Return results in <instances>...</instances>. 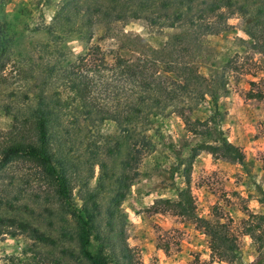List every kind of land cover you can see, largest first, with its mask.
Wrapping results in <instances>:
<instances>
[{"label":"rangeland","instance_id":"rangeland-1","mask_svg":"<svg viewBox=\"0 0 264 264\" xmlns=\"http://www.w3.org/2000/svg\"><path fill=\"white\" fill-rule=\"evenodd\" d=\"M162 1L131 0L127 7L146 12L129 17L127 8L121 20L92 18L88 29V9L108 0H77L76 12L72 0H0V148L13 126L31 136L35 104L60 88L54 69H70L86 54L79 71L103 113L123 115L136 98L131 83L110 70L117 56L144 60V73L171 88V60L204 77H222L221 135L242 161L202 150L188 168L191 149L210 141L198 133L211 107L182 91L167 106H150L145 124L127 131L110 120L94 128L77 107L61 111L49 135L52 152L64 161L53 163L64 195L27 157L0 166V264H88L74 217L84 210L100 233L90 240V253L105 241L109 253L124 244L133 264H249L264 258V0H164L160 8ZM143 15L174 19L173 27H148ZM191 22L215 32H192ZM162 48L172 56L159 55ZM178 190L188 192L196 219L224 226L235 250L231 261L211 253L202 224L176 212Z\"/></svg>","mask_w":264,"mask_h":264},{"label":"trees","instance_id":"trees-1","mask_svg":"<svg viewBox=\"0 0 264 264\" xmlns=\"http://www.w3.org/2000/svg\"><path fill=\"white\" fill-rule=\"evenodd\" d=\"M130 2L131 0H124L122 2H119V0H108V6L106 4L104 7L99 6L97 8L88 9L86 20L87 28H91L93 24L92 18L94 22L103 19L109 22L112 18H118V20L123 19L124 14L122 13L127 8V10H129V17L136 16L134 14H136L138 10H144L142 12H146V10L140 6H138V9L134 10L131 7H127ZM165 2L166 1L163 0L158 6L163 8ZM186 2L189 1L186 0ZM70 7L76 12L77 0H72ZM113 15L114 17H112ZM143 16L142 19L146 22L148 27L161 26L172 28L174 24L172 23L174 19L171 20V22L168 21V23H164L163 21L161 22V20L159 21V18L155 19L149 15ZM177 24L178 27H180V20H178ZM188 24L194 29L192 32L198 30H202L204 33L215 32L207 25L192 22ZM182 32L187 34V31ZM177 38L180 39V36L176 37V39ZM83 40L88 42L89 37L87 36ZM172 40L175 42V39ZM139 54H141V52ZM158 54L172 56L173 51H166L165 48H162L158 51ZM85 56L87 55L83 54L76 57V63H72V68L70 69H60L59 67L54 69V72L60 74L59 77L62 79L59 86L60 88L57 89L55 96L51 100L44 101V98L40 97L39 101L35 104L29 118L31 130L33 131L31 136H26L23 132H19L18 126H13L10 131L6 133V141L0 148V166L6 164L13 158L27 157L40 166L49 179L52 180L53 178L54 184L57 187L56 193L58 195H64V179L63 177H60L59 180L56 179V171L53 168V163H57V165L60 166L64 161L61 159V156L58 155V157H55V154L52 152L49 135V124L53 123V120H55V117H57L61 111L64 112L70 108L77 107V109L81 110L84 114L86 120H92L91 122H93L94 128H98L104 121L110 120L120 127L123 126L122 128L127 131L126 129L129 125L140 127L145 124L148 119L147 113L150 106H159L161 104L163 107L167 106L169 103L174 102L175 95H179L180 91L187 95H192L195 100L206 102L211 107V114L202 122L203 131L198 133L200 136L204 135L209 138L210 141L209 143H203L200 148L196 147L191 149L187 158L188 168L191 164V160L202 150L213 155H219L233 162L239 163L242 161L241 152L236 147L227 143L221 135L219 125L224 113L219 109L218 97L224 94L226 90L222 77L218 78L216 75L204 77L197 71L190 72V67L184 65L180 66V62L175 63L171 60L169 62L170 67H168L169 69L167 71L171 72L175 77L174 86L171 88L164 86L159 81L155 83L154 77L151 78L144 73V60L142 61L138 58L136 59L137 62H132L117 56L110 70L115 71V74L119 75L120 79H125L128 83H131V86L136 89V98L131 101V105H128V108H126L127 111L123 113V115L116 114L115 112L103 113L91 102L87 85L84 83V78L86 77L79 71V69L85 65ZM179 114H183L182 111H180ZM54 160L56 162H54ZM183 173L182 177L185 185H187L189 177L188 169L184 170ZM126 186L127 185H124L123 189ZM123 195L124 193L122 191L116 195V203L122 200ZM176 195L177 200L174 202L176 212L183 216L192 217L202 224L201 227L203 233L208 238V247L211 253L215 254L218 258L226 257L231 261L235 257V250L224 226L220 224L211 225L206 221L198 218L196 219L193 215V207L188 192L185 190H178ZM259 203L264 206V197L259 200ZM112 216V213L108 214V225H110ZM74 217L78 224L77 241L79 243L80 255L84 261L88 264H133L129 249L124 244H121L116 252L112 251L109 253L107 251L109 246L103 241L104 243H100L94 248L93 253L87 251V248L91 247L90 240L100 238L98 226L94 218L87 214L85 210L83 212L74 213ZM33 234L34 238L40 241L45 240L44 236L37 235L35 232ZM113 253L114 256L112 257L110 254ZM249 264H264V258L258 255Z\"/></svg>","mask_w":264,"mask_h":264}]
</instances>
